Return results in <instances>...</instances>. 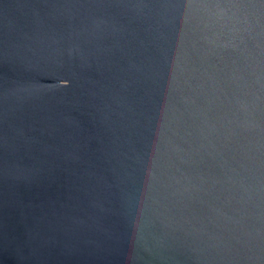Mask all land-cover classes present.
Returning a JSON list of instances; mask_svg holds the SVG:
<instances>
[{"label":"water","instance_id":"obj_1","mask_svg":"<svg viewBox=\"0 0 264 264\" xmlns=\"http://www.w3.org/2000/svg\"><path fill=\"white\" fill-rule=\"evenodd\" d=\"M0 264H264V0H0Z\"/></svg>","mask_w":264,"mask_h":264}]
</instances>
